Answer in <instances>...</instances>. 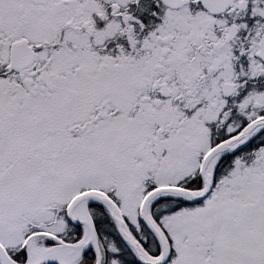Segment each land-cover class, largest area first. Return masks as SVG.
Listing matches in <instances>:
<instances>
[{"label": "snow or ice", "instance_id": "6c2138e0", "mask_svg": "<svg viewBox=\"0 0 264 264\" xmlns=\"http://www.w3.org/2000/svg\"><path fill=\"white\" fill-rule=\"evenodd\" d=\"M0 264H264V0H0Z\"/></svg>", "mask_w": 264, "mask_h": 264}]
</instances>
